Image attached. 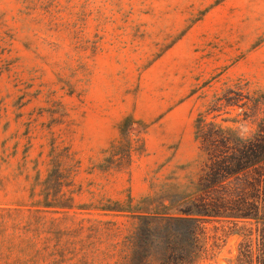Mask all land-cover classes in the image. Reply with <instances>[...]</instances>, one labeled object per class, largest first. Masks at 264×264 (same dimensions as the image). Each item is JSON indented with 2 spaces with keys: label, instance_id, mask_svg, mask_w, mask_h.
I'll return each instance as SVG.
<instances>
[{
  "label": "rangeland",
  "instance_id": "1",
  "mask_svg": "<svg viewBox=\"0 0 264 264\" xmlns=\"http://www.w3.org/2000/svg\"><path fill=\"white\" fill-rule=\"evenodd\" d=\"M209 107L243 137L264 119V0H0V264H160L170 234L192 264H264V175L216 194L248 215L201 219L194 246L162 214Z\"/></svg>",
  "mask_w": 264,
  "mask_h": 264
},
{
  "label": "trees",
  "instance_id": "2",
  "mask_svg": "<svg viewBox=\"0 0 264 264\" xmlns=\"http://www.w3.org/2000/svg\"><path fill=\"white\" fill-rule=\"evenodd\" d=\"M212 110L213 107H209L204 112H199L194 120V137L199 143V151L203 152L204 158L201 160L196 180L191 182L192 189L180 197L181 204L175 215L162 212L168 217L169 230L174 227H186V232L187 230L188 233L190 232L193 246L196 244L197 224L201 219L248 215L241 207L235 212L228 211L226 202L218 203L215 200L216 194L223 191L227 196L242 192L248 186H254L255 181L263 180L264 175V119L250 137H243L231 125L222 124V122L234 121L233 118H223L221 123L214 120L207 121L206 116ZM127 120L128 118H125L121 126ZM200 155L199 153L198 156ZM54 175L55 167L51 169L44 182L48 184ZM114 203L118 204V202ZM173 203L171 202V205ZM33 205L55 208V190L42 193V198L36 200ZM57 206L65 207L62 204ZM106 210L134 213L129 207L126 209L112 207ZM160 213L154 209L140 212L138 215L155 216ZM175 238H177L176 234H170L169 241L162 247L163 259L160 264H192V260L185 253L188 251V246ZM129 249L131 256L136 254L132 241Z\"/></svg>",
  "mask_w": 264,
  "mask_h": 264
}]
</instances>
